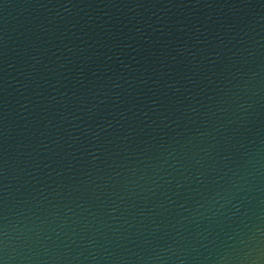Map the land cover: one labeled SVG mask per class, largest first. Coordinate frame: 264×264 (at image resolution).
<instances>
[{
    "label": "water",
    "instance_id": "water-1",
    "mask_svg": "<svg viewBox=\"0 0 264 264\" xmlns=\"http://www.w3.org/2000/svg\"><path fill=\"white\" fill-rule=\"evenodd\" d=\"M0 264H264V0H0Z\"/></svg>",
    "mask_w": 264,
    "mask_h": 264
}]
</instances>
